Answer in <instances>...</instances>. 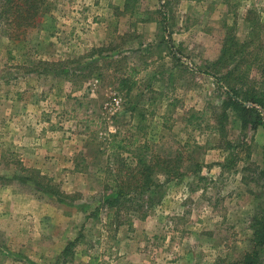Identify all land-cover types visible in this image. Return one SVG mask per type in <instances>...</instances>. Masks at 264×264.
Wrapping results in <instances>:
<instances>
[{"label": "rangeland", "instance_id": "rangeland-1", "mask_svg": "<svg viewBox=\"0 0 264 264\" xmlns=\"http://www.w3.org/2000/svg\"><path fill=\"white\" fill-rule=\"evenodd\" d=\"M48 4L24 40L0 35V264H240L264 210V121L242 128L228 111L212 130L225 89L213 63L226 39L246 43L232 64L264 88V0ZM133 137L147 154L193 140L201 167L159 175L151 221L131 217L121 239L104 209L89 213L113 138L126 157ZM32 175L75 197L20 179Z\"/></svg>", "mask_w": 264, "mask_h": 264}, {"label": "trees", "instance_id": "trees-1", "mask_svg": "<svg viewBox=\"0 0 264 264\" xmlns=\"http://www.w3.org/2000/svg\"><path fill=\"white\" fill-rule=\"evenodd\" d=\"M48 9V0H0V35L12 41L24 40L27 29L34 27ZM225 41L216 62L213 63L216 66V72L213 74L216 75L217 82L225 88L219 105L220 111L212 116L214 122L212 130L216 129L218 133L223 131L228 111L236 113L242 128L247 125L254 128L264 121V88L257 86L254 79L251 80L250 85L245 86L247 85L245 75L239 71L238 63L232 64L234 56L239 53V50L233 47L239 49L246 43L236 47L234 39L228 38ZM49 65L57 64L54 62ZM193 118L196 119L195 114L190 115L188 125L195 127L197 124L191 122ZM185 141L183 149L177 147L169 154L155 149H151L147 154L148 144H145L146 142L136 144L137 138L133 137L129 146H134V150L131 155L124 157L121 150L126 146L121 145V140L113 138L111 152L106 156L104 164L105 176L102 186L104 196L89 215L97 218L104 209L103 225L108 231H117L120 226L129 225L131 217L145 218L155 204L152 189L160 186L157 179L159 175H163L164 180L168 181L183 176L189 169L192 172L200 170L201 163L194 157L200 146L193 140ZM93 151L96 155L103 153L99 147L94 148ZM185 167H188V170H184ZM37 177L32 175L20 179L34 181L37 186L54 195L62 204L75 197L61 190L58 184L39 182ZM251 227V246L242 253L239 263L264 264V210L254 215Z\"/></svg>", "mask_w": 264, "mask_h": 264}, {"label": "crops", "instance_id": "crops-1", "mask_svg": "<svg viewBox=\"0 0 264 264\" xmlns=\"http://www.w3.org/2000/svg\"><path fill=\"white\" fill-rule=\"evenodd\" d=\"M169 196V195H168ZM170 209V207L168 208V210ZM166 211V210H165ZM144 221L145 222H148V221H151V218H150V216H148V217H146L145 219H144ZM136 225V224H135ZM126 230H127V228H125L124 226H121L119 229H118V236H120L121 237V239H122V235H123V232L125 231L126 232ZM122 253H124L125 255H134V254H136L137 253V251L136 250H128V251H124V252H122ZM122 253H120V255L122 254ZM124 256V255H123ZM135 262V261H134ZM126 263H127V261H126ZM143 263V262H142ZM133 264H140L139 262H136V263H133ZM143 264H153L152 262H150V261H148V262H144ZM169 264H177V263H169Z\"/></svg>", "mask_w": 264, "mask_h": 264}]
</instances>
